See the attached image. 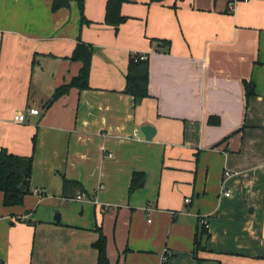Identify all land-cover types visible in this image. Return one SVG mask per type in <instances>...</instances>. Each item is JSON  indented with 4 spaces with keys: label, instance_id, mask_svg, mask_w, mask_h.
I'll return each instance as SVG.
<instances>
[{
    "label": "crops",
    "instance_id": "crops-1",
    "mask_svg": "<svg viewBox=\"0 0 264 264\" xmlns=\"http://www.w3.org/2000/svg\"><path fill=\"white\" fill-rule=\"evenodd\" d=\"M83 1L87 21L77 0H0V149L33 155L23 203L0 191V264H96L97 226L110 264H264V0H126L117 30L106 0ZM79 41L88 87L45 108L78 74ZM133 53L149 61L138 103L124 92Z\"/></svg>",
    "mask_w": 264,
    "mask_h": 264
},
{
    "label": "trees",
    "instance_id": "trees-1",
    "mask_svg": "<svg viewBox=\"0 0 264 264\" xmlns=\"http://www.w3.org/2000/svg\"><path fill=\"white\" fill-rule=\"evenodd\" d=\"M71 0H52V9L57 10L61 7H68ZM126 0H106L104 22L113 26L116 30L119 25L123 23L127 17L121 13V5ZM230 1V0H229ZM83 0H77L78 8L82 21H87L83 14ZM162 45L166 51L170 47L169 40L155 39ZM93 54V46L88 43L79 41L73 49L71 55L68 57L71 60L81 62V67L76 76H74L68 83L57 86L51 97L45 101L44 107L47 108L50 104L61 95L65 94L72 87L79 90L88 87V78L91 67V58ZM141 53H133L129 56L127 71L125 75L124 92L133 96L135 103H138L144 97L149 96L148 81H149V61L148 56L145 59L140 58ZM246 97L254 94L253 81H243ZM209 123H218L217 116H210ZM33 149L35 146V135L32 138ZM33 167V155L20 156L8 152L6 149H0V191L3 193V204L5 206L21 205L24 197L30 192V177ZM63 191L69 185L75 184L63 177L62 179ZM142 184L138 179V174H134L130 189L133 190ZM81 192V191H80ZM68 197V196H65ZM98 238L92 243V246L97 250L96 264H110L106 254V238L102 233L100 227H96ZM209 236L205 223H202L197 230L194 238V254L196 256L198 250L204 249V245Z\"/></svg>",
    "mask_w": 264,
    "mask_h": 264
},
{
    "label": "built area",
    "instance_id": "built-area-1",
    "mask_svg": "<svg viewBox=\"0 0 264 264\" xmlns=\"http://www.w3.org/2000/svg\"><path fill=\"white\" fill-rule=\"evenodd\" d=\"M238 0H230L229 1V4H228V8H229V10H233V8H234V5H235V3L237 2ZM140 58L141 59H145V58H147V54H141L140 55ZM27 111L29 112V113H31V114H38L39 113V110L38 109H35V108H29V109H27ZM13 121L14 122H19V123H21V122H24L25 121V113L24 112H19V113H16V114H14L13 115ZM109 156H111V154H109ZM229 173L226 171L225 172V176H227ZM223 194H225V195H229L230 194V191L229 190H226V189H224L223 190ZM66 199H70V198H66ZM74 199H76V200H83V199H88L87 198V195H86V192L85 191H81V192H79L75 197H74ZM189 199H185V201H188ZM205 223V225H206V227H207V223L206 222H204Z\"/></svg>",
    "mask_w": 264,
    "mask_h": 264
},
{
    "label": "water",
    "instance_id": "water-1",
    "mask_svg": "<svg viewBox=\"0 0 264 264\" xmlns=\"http://www.w3.org/2000/svg\"><path fill=\"white\" fill-rule=\"evenodd\" d=\"M140 130L144 134V136L147 140L151 139V137L154 133V128L150 125H143ZM54 219L59 220V213L58 212L55 214Z\"/></svg>",
    "mask_w": 264,
    "mask_h": 264
}]
</instances>
